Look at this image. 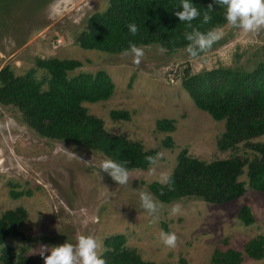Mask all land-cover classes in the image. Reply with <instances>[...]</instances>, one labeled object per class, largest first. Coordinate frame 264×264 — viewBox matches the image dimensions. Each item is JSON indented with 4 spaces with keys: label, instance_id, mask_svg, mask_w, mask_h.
<instances>
[{
    "label": "rangeland",
    "instance_id": "rangeland-1",
    "mask_svg": "<svg viewBox=\"0 0 264 264\" xmlns=\"http://www.w3.org/2000/svg\"><path fill=\"white\" fill-rule=\"evenodd\" d=\"M109 1L0 0V68L8 66L23 75L36 68L38 58H60L83 63L70 76L105 70L115 93L107 101L84 104L89 114L102 119L111 135L126 136L162 155L154 171L149 172V167L130 170L128 183L119 185L100 170L101 161L107 158L103 154L43 138L25 123L21 111L0 104V216L19 207L27 211L20 226L22 236L8 238L4 246L25 250L38 264H44L42 247L47 256L48 246L66 239L75 243L81 234L102 240V252L107 238L124 235L129 249L159 264H213L217 249L244 252L249 241L264 237V193L248 188L242 197L225 204L193 198L163 203L152 194L160 202L155 219L140 207L139 193L150 192L148 186L159 182L162 173L172 174L183 150L207 162L232 156L254 159L246 143L232 150L219 148L226 121H216L199 109L182 81L186 73L218 67L248 71L257 67L264 61V28L245 33L227 23L221 38L208 50L193 45L197 57L190 56L186 48L168 51L155 44L140 46L144 56L136 63L130 52L86 50L78 43L88 30L89 19L104 13ZM36 75L39 79L46 76L41 69ZM112 111H127L131 118L113 119ZM162 119L174 120L175 131H159L157 122ZM168 136L173 148L164 145ZM263 141L264 134L250 143ZM247 170L241 181L247 182ZM11 190L26 195L14 199ZM174 204L181 210L173 215ZM244 206L251 208L255 219L250 226L239 218ZM161 229L176 234L175 247L159 240ZM242 264H264V259L245 257Z\"/></svg>",
    "mask_w": 264,
    "mask_h": 264
},
{
    "label": "trees",
    "instance_id": "trees-1",
    "mask_svg": "<svg viewBox=\"0 0 264 264\" xmlns=\"http://www.w3.org/2000/svg\"><path fill=\"white\" fill-rule=\"evenodd\" d=\"M109 3L104 13L89 19L88 30L78 39L82 48L115 54L129 49V41L137 46L159 45L168 51L186 48L192 43L184 35L191 29H186L185 22L174 15L175 11L181 10L180 0H110ZM192 3L201 13L212 4L208 23H203L199 16L192 21L200 31L228 23L224 17V6L216 0H192ZM129 21L137 23L136 35L125 27ZM35 64L36 68L23 75H17L8 66L0 68V104L21 111L25 123L43 138L73 143L107 158L127 161L129 171L149 167L145 157L155 155L157 149L146 150L141 143L130 141L126 136L111 135L102 119L89 114L84 106L107 101L114 95L115 84L105 70L70 76L82 67L81 61L38 58ZM37 69L43 70L46 76L39 79ZM182 86L199 109L216 121H226L225 132L218 142L221 150H232L240 143H246L255 157L250 161L232 156L207 162L183 150L171 174L173 189L153 182L148 186L150 192L163 203L193 198L211 204L237 200L248 188L264 193V141L250 143L264 134V61L250 71L218 67L199 74L186 73ZM111 117L117 120L131 118L127 111H112ZM157 129L174 132L175 121L159 120ZM164 145L174 147L171 136L167 137ZM246 167L247 182H244L240 178ZM24 195V191H10L14 199ZM26 218L27 211L21 207L0 216L1 264H38L37 260L26 255L25 250L17 252L13 247L4 246L8 238L22 236L20 226ZM239 218L247 226L255 222L248 206L241 208ZM105 247L103 256L106 264H159L145 261L136 250L129 249L124 235L107 238ZM245 257L264 259L263 236L249 241L244 252L217 249L212 263L242 264Z\"/></svg>",
    "mask_w": 264,
    "mask_h": 264
},
{
    "label": "clouds",
    "instance_id": "clouds-1",
    "mask_svg": "<svg viewBox=\"0 0 264 264\" xmlns=\"http://www.w3.org/2000/svg\"><path fill=\"white\" fill-rule=\"evenodd\" d=\"M219 5L224 6L225 20L233 26V28L242 30L243 32H257L264 28V0H216ZM181 10L175 11L174 15L180 21L185 22L186 29H191V32H185V38L192 43L186 45L187 53L192 57H197V49L193 45L198 46L199 50L203 52L211 48L214 42L219 40L223 35V28L221 26H213L207 31H200L198 27L193 26L192 21L202 17L203 23H208L211 19L212 4H209L207 9L201 11L192 3V0H180ZM125 27L132 35L138 32V25L134 21L126 22ZM131 53L133 61L139 63L144 56L143 47L137 46L135 43L129 41V49L125 50V54ZM162 153L157 152L155 155H147L145 157L149 164V172L154 171L157 161ZM125 162H120L112 158H106L100 163V170L106 172L113 181L119 185H125L129 179V169ZM159 182L166 185L169 190L174 187L173 179L170 173H162L159 176ZM140 207L147 212L148 215L153 216L158 212L160 202L155 200L152 193L149 191H140L139 193ZM181 210L179 204H174L170 210V214H177ZM159 240L169 248L176 245V234L171 231L161 229L159 232ZM43 251L44 248L42 247ZM103 242L92 234H81L73 243L66 239L62 244L55 246H48L47 251L50 253L43 256L44 264H106L103 256Z\"/></svg>",
    "mask_w": 264,
    "mask_h": 264
}]
</instances>
